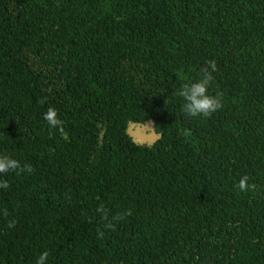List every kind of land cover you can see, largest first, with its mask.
<instances>
[{"label":"trees","instance_id":"16d2710c","mask_svg":"<svg viewBox=\"0 0 264 264\" xmlns=\"http://www.w3.org/2000/svg\"><path fill=\"white\" fill-rule=\"evenodd\" d=\"M0 154V264H264V0H0Z\"/></svg>","mask_w":264,"mask_h":264},{"label":"clouds","instance_id":"9594fccd","mask_svg":"<svg viewBox=\"0 0 264 264\" xmlns=\"http://www.w3.org/2000/svg\"><path fill=\"white\" fill-rule=\"evenodd\" d=\"M209 67L201 69V76L194 82L185 83L181 86L178 95L183 98L181 109L188 117H209L212 113L222 107V96L218 93L213 96L209 94V88L213 82L212 72L216 71L215 61L208 62ZM43 119L48 123L50 129L56 128L63 133L64 121L58 117L57 109L49 107L43 114ZM187 134V133H186ZM32 167L28 164L21 165V162L7 154H0V188L8 189L9 185L2 177L8 173L20 172L31 173ZM247 176H243L236 187L240 191H246L251 185L247 183ZM103 212V209H98ZM4 215L8 213L5 210ZM15 221H10L8 226L12 227ZM102 236L103 233H100ZM49 252L44 251L36 260V264H48Z\"/></svg>","mask_w":264,"mask_h":264},{"label":"rangeland","instance_id":"374dc122","mask_svg":"<svg viewBox=\"0 0 264 264\" xmlns=\"http://www.w3.org/2000/svg\"><path fill=\"white\" fill-rule=\"evenodd\" d=\"M144 131V130H143ZM140 132V134H137L135 131H134V128L133 127H130L129 129V134L130 136L132 137V139L136 142V143H139V144H150L152 143L156 138H155V133H154V130H145L144 132ZM150 134L153 135V138L151 139L150 137ZM157 137V135H156Z\"/></svg>","mask_w":264,"mask_h":264},{"label":"water","instance_id":"95a60500","mask_svg":"<svg viewBox=\"0 0 264 264\" xmlns=\"http://www.w3.org/2000/svg\"><path fill=\"white\" fill-rule=\"evenodd\" d=\"M130 127H133L134 128V131L137 133V134H140V132H142L143 130L145 131V130H152L153 129V125H152V123L151 122H148V123H146V124H144V125H130L129 126V128H128V133H129V129H130ZM143 131V132H144ZM150 137H151V139L153 138V135L152 134H150ZM155 138H156V135H155ZM135 142V141H134Z\"/></svg>","mask_w":264,"mask_h":264}]
</instances>
